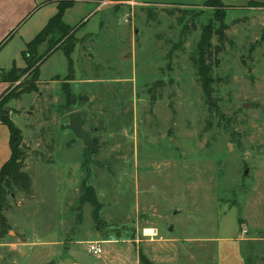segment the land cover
I'll use <instances>...</instances> for the list:
<instances>
[{
    "label": "rangeland",
    "instance_id": "1",
    "mask_svg": "<svg viewBox=\"0 0 264 264\" xmlns=\"http://www.w3.org/2000/svg\"><path fill=\"white\" fill-rule=\"evenodd\" d=\"M224 13L211 105L193 57ZM65 16L78 41L72 80L59 49L40 68L36 99L21 94L34 81L24 57L0 74V114L23 130L33 189L9 191L0 255L20 264H140V255L218 264V243H242L245 264H264V0L218 14L202 2L92 0ZM12 94L20 101L11 106ZM75 110L97 146L87 161L65 128ZM86 188L96 205L83 199ZM91 241L103 242V254L88 252Z\"/></svg>",
    "mask_w": 264,
    "mask_h": 264
},
{
    "label": "trees",
    "instance_id": "2",
    "mask_svg": "<svg viewBox=\"0 0 264 264\" xmlns=\"http://www.w3.org/2000/svg\"><path fill=\"white\" fill-rule=\"evenodd\" d=\"M57 2V13L49 19L45 27L27 44L26 49L23 51V57L27 66L33 68L34 81L29 86H26L21 94H29L37 91V84L35 81L40 77L41 65L48 57L47 55H50L58 49L64 52L68 60L69 71L67 78L72 80L74 77V66L71 55L75 51L78 41L75 37L76 31L65 21V14L68 9L75 6L77 0H57ZM202 3L206 6L215 8L217 14L223 11V8L225 10L223 0H204ZM226 16L227 14L224 13L222 19H219L220 26L218 28L212 30L211 27H205L203 29L200 41L197 44L196 53L193 57L203 91L211 105L213 102V65L214 62H216L213 50H220V46H223L224 42L227 40L226 31L230 28V25L225 23ZM214 36H217L218 38V45L213 43ZM45 45L47 48L41 52V47ZM18 78L19 76L12 74L8 80L16 82ZM63 88L67 96V101L70 103L73 100V93L69 85H64ZM13 98L19 99L17 94L10 95V100ZM1 121L10 129V146L12 153L10 159L0 170V239H2L11 228L4 212L7 209V196L9 191L13 188H17L26 192L27 195H32L33 193L32 178L30 174L24 170V150L20 149L24 140L23 131L14 121L4 115H1ZM92 153L93 151L90 153V156ZM91 194H93L92 189L89 190L86 188L83 199L91 201L96 205V199L94 196L91 198ZM140 264L153 263H151L144 255H140Z\"/></svg>",
    "mask_w": 264,
    "mask_h": 264
},
{
    "label": "crops",
    "instance_id": "3",
    "mask_svg": "<svg viewBox=\"0 0 264 264\" xmlns=\"http://www.w3.org/2000/svg\"><path fill=\"white\" fill-rule=\"evenodd\" d=\"M90 1L92 0H77L76 4L82 3L86 6V4H88ZM133 1L203 2L204 0ZM250 1L257 0H223V2L231 9L234 7H244ZM74 7L68 9L65 15H67L68 12ZM57 10V0H0V74L11 70L14 65L21 63V61L23 60V51L26 49L27 44L39 34V32L48 23L49 19L57 13ZM65 21L66 23H68L66 19ZM68 24L70 25L71 23ZM17 37L19 38L18 41H15L17 40ZM44 63L41 65V67L44 65ZM5 86V81L0 77V96L4 92ZM31 94L34 95V93ZM23 97L24 95L22 96V98ZM34 98L36 99L37 97H35L34 95ZM16 101H20V99L13 98L9 103L11 105ZM25 113L29 114L30 112L26 111ZM18 117L20 118V116ZM15 124L17 125L16 122ZM10 136V129L1 121L0 114V170L11 157L12 152L10 146ZM17 244L18 243H11L9 245L10 248H8L7 250L12 251L14 248H16ZM229 244L230 243H218V264H222L223 254L226 253L229 256V259H232L233 264H245V256L242 252V243H237V246L235 247ZM7 245L8 243H0V249H3ZM228 250L229 252H227ZM10 255H12V253H10ZM10 255H0L2 262H6L5 260L6 258H8V263L6 264H20V262H18L17 260H13L14 258ZM228 264H230V262Z\"/></svg>",
    "mask_w": 264,
    "mask_h": 264
},
{
    "label": "water",
    "instance_id": "4",
    "mask_svg": "<svg viewBox=\"0 0 264 264\" xmlns=\"http://www.w3.org/2000/svg\"><path fill=\"white\" fill-rule=\"evenodd\" d=\"M247 105L248 103H244V106ZM68 119L69 122L65 125V128L71 130L77 138L81 139L84 142V152L87 161L91 158L90 153L97 147L95 144V139L93 137V131L87 130L84 127V119L81 110H75L69 113ZM247 173L248 171L246 170L245 174Z\"/></svg>",
    "mask_w": 264,
    "mask_h": 264
},
{
    "label": "built area",
    "instance_id": "5",
    "mask_svg": "<svg viewBox=\"0 0 264 264\" xmlns=\"http://www.w3.org/2000/svg\"><path fill=\"white\" fill-rule=\"evenodd\" d=\"M88 252L100 256L103 254L104 249H103V242L101 241H91L88 243Z\"/></svg>",
    "mask_w": 264,
    "mask_h": 264
},
{
    "label": "bare ground",
    "instance_id": "6",
    "mask_svg": "<svg viewBox=\"0 0 264 264\" xmlns=\"http://www.w3.org/2000/svg\"><path fill=\"white\" fill-rule=\"evenodd\" d=\"M150 230V229H149ZM148 231V230H147Z\"/></svg>",
    "mask_w": 264,
    "mask_h": 264
}]
</instances>
